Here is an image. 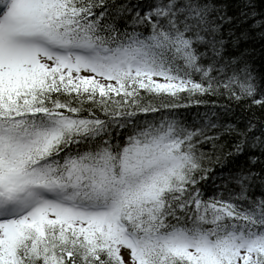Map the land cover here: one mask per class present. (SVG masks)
I'll list each match as a JSON object with an SVG mask.
<instances>
[{"label": "snow or ice", "instance_id": "1", "mask_svg": "<svg viewBox=\"0 0 264 264\" xmlns=\"http://www.w3.org/2000/svg\"><path fill=\"white\" fill-rule=\"evenodd\" d=\"M0 264H264V0H0Z\"/></svg>", "mask_w": 264, "mask_h": 264}, {"label": "trees", "instance_id": "2", "mask_svg": "<svg viewBox=\"0 0 264 264\" xmlns=\"http://www.w3.org/2000/svg\"><path fill=\"white\" fill-rule=\"evenodd\" d=\"M213 99H215V97H213ZM225 100H220L219 103H225ZM181 104H183L184 102L181 101ZM207 107H211V105L205 106V105H190L187 108L185 107H181L179 109H175L174 111H177L179 113H181L184 117H186L189 120H192L194 118H196L197 113H203L204 111H206ZM144 118H151V114H149L147 117L144 116V114H141V119ZM217 184L220 183L219 180L216 181ZM205 189H206V193L207 194H211L213 191H215V189L213 188V181L212 180H208L207 184L205 185Z\"/></svg>", "mask_w": 264, "mask_h": 264}]
</instances>
